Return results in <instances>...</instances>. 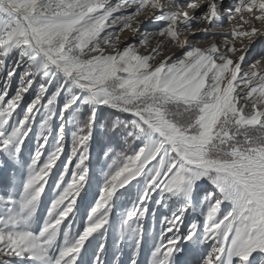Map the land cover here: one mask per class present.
Returning <instances> with one entry per match:
<instances>
[{
	"label": "snow or ice",
	"instance_id": "1",
	"mask_svg": "<svg viewBox=\"0 0 264 264\" xmlns=\"http://www.w3.org/2000/svg\"><path fill=\"white\" fill-rule=\"evenodd\" d=\"M0 264H264V0H0Z\"/></svg>",
	"mask_w": 264,
	"mask_h": 264
},
{
	"label": "rangeland",
	"instance_id": "2",
	"mask_svg": "<svg viewBox=\"0 0 264 264\" xmlns=\"http://www.w3.org/2000/svg\"><path fill=\"white\" fill-rule=\"evenodd\" d=\"M200 27H206L205 24H201ZM228 25H227V22L225 23V29H227ZM198 35H203V33H198ZM160 38L159 37H153V38H150V44H149V47H152V46H155L157 40H159ZM123 46V45H121ZM144 50L141 49V52H143ZM257 51H259V49H257Z\"/></svg>",
	"mask_w": 264,
	"mask_h": 264
}]
</instances>
